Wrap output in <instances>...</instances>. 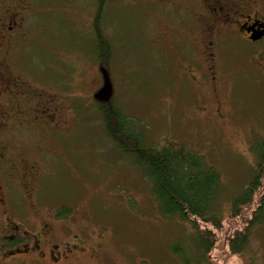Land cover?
<instances>
[{"label":"rangeland","instance_id":"1","mask_svg":"<svg viewBox=\"0 0 264 264\" xmlns=\"http://www.w3.org/2000/svg\"><path fill=\"white\" fill-rule=\"evenodd\" d=\"M13 1L24 5L14 54L20 73L57 93L65 131L19 142L21 149L38 145L47 157L43 177L32 184L31 206L27 190L9 184L11 219L49 242L81 244L85 253L65 264H183L171 247L189 234L188 223L161 216L150 184L109 139L93 98L103 66L92 27L96 0ZM189 3L107 0L102 29L111 57L103 68L110 102L141 128L148 146L178 144L218 174L214 209L228 218L253 177L252 147L264 141V40L224 39L210 74L200 45L206 21L193 26L183 9ZM237 228L223 220L213 264H247L227 250L226 237ZM4 234L0 222V264L18 263L19 254L1 257ZM247 255L264 264V224L252 228Z\"/></svg>","mask_w":264,"mask_h":264},{"label":"flooded vegetation","instance_id":"2","mask_svg":"<svg viewBox=\"0 0 264 264\" xmlns=\"http://www.w3.org/2000/svg\"><path fill=\"white\" fill-rule=\"evenodd\" d=\"M9 1L2 2L0 9V222L5 230L2 245L6 248L1 257L19 254L18 263L10 264H65L85 253L81 244L49 242L42 232L25 231L9 213V184L27 190L31 206L32 184L43 177L41 163L47 157V151L38 145L21 149L19 142L35 144L37 137H56L65 131L61 123L65 106L58 103L57 93L33 85L20 73L14 54L23 37L24 5ZM186 1L191 3L183 9L191 15L193 26L199 19L206 21L200 45L210 59L208 73L214 74L215 51L224 39L237 37L250 43L264 40V0ZM253 36L259 39L253 41Z\"/></svg>","mask_w":264,"mask_h":264},{"label":"trees","instance_id":"3","mask_svg":"<svg viewBox=\"0 0 264 264\" xmlns=\"http://www.w3.org/2000/svg\"><path fill=\"white\" fill-rule=\"evenodd\" d=\"M107 0H96L92 27L95 55L106 66L110 62L111 47L103 29V14ZM98 104L106 133L121 153L130 157L133 165L150 184V190L163 218H177L188 223L189 234L171 250L183 264H213L210 253L217 241L224 219L240 228L226 237L227 250L247 264L252 228L264 224V141L256 143L253 177L241 195L234 198L230 217L214 209L219 195V176L203 158L175 143L161 147L148 146L141 128L125 117L112 103ZM254 202V203H253ZM254 204L253 208L250 205ZM58 217L64 215L57 213ZM190 252V254H189Z\"/></svg>","mask_w":264,"mask_h":264},{"label":"water","instance_id":"4","mask_svg":"<svg viewBox=\"0 0 264 264\" xmlns=\"http://www.w3.org/2000/svg\"><path fill=\"white\" fill-rule=\"evenodd\" d=\"M258 36L251 37V40L255 41L258 40ZM100 72L102 75V86L99 88V90L93 95V98L95 101L100 103H108L111 100L112 96V85L110 82V77L108 74V71L100 67Z\"/></svg>","mask_w":264,"mask_h":264}]
</instances>
